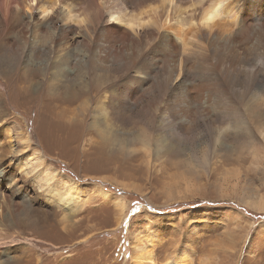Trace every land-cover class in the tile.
Masks as SVG:
<instances>
[{
  "label": "rangeland",
  "instance_id": "1",
  "mask_svg": "<svg viewBox=\"0 0 264 264\" xmlns=\"http://www.w3.org/2000/svg\"><path fill=\"white\" fill-rule=\"evenodd\" d=\"M25 1L0 0V58L11 66L0 75V264H132L136 239L143 245L141 251L153 249L155 264H176L175 260L180 264H264V49L259 52L264 46L249 39V30L258 21L248 19L237 28L240 43L250 40L260 53L249 63L259 79V86L253 87L259 96L250 100L242 96V75L230 83L240 91L232 95L239 112L223 113L225 99L216 95L207 111L194 108L189 115L171 116L150 110L148 100L139 94L131 97L138 98L134 107L136 100L131 101L128 92L120 115L127 120L116 129L120 122L109 111L104 94L111 81L94 83L92 60L83 53L84 41L77 29L69 34L73 47L63 49L60 31L47 29L57 18L61 21L57 25L65 22L56 15L58 6L48 15L49 25L38 27L27 18ZM69 1L85 5V0ZM248 1L253 6L257 2ZM183 7L191 4L183 3ZM141 9L145 8L131 12ZM6 12L14 17L8 20ZM220 21L217 30L228 32L232 20L224 16ZM177 25L172 29L181 36L183 27ZM99 39L105 47L103 55L122 52L120 39L119 43L106 36ZM222 39L203 44L209 48L207 64L197 71L205 78L220 74L230 78L213 59L212 52L225 42ZM134 74L135 67L111 72L112 77L121 75L120 79ZM81 75L84 81L79 82ZM52 78L57 83L53 91L58 93L47 85ZM187 80L211 87L209 81L198 82L194 72H188ZM71 83L80 97L68 102L64 99L69 94L62 91ZM151 86L149 81L135 87L140 92ZM84 100L89 105L81 112ZM99 105L107 109L110 131L114 129L123 142H107L93 127ZM68 107L75 110L76 120L64 117L62 111ZM97 120L103 123L100 117ZM25 137H30L29 148L44 157L45 166L28 161L31 152L23 144ZM47 166L57 169L64 183L45 182ZM71 181L79 189L78 198L63 205V200L56 205L47 199L50 186L62 192ZM99 190L108 194L102 196Z\"/></svg>",
  "mask_w": 264,
  "mask_h": 264
},
{
  "label": "bare ground",
  "instance_id": "2",
  "mask_svg": "<svg viewBox=\"0 0 264 264\" xmlns=\"http://www.w3.org/2000/svg\"><path fill=\"white\" fill-rule=\"evenodd\" d=\"M5 1L7 4H13L16 0ZM27 1L28 5L25 4L26 7H23L28 9L27 18H32L34 25L38 27L48 23L46 20L48 19L49 13L58 6L57 8L60 9V11H56V15H60L59 17H61L62 20L64 19L65 22L57 25V21L61 22L57 18L52 21L51 24L53 25H50L47 29L54 30L57 28L60 31L58 35L61 36L58 38L64 42L63 44L59 41L61 45H64L65 48L63 49L68 50L73 47L74 41L69 38V34L74 31V28L77 29L78 32L76 33L80 34V40L84 41L81 44L83 47L81 48L84 50L83 53L89 54L92 60L90 70L91 78L95 81L94 83H102V85H104L111 81V86L105 90L104 94H107L106 98L109 103V111L111 110V114L120 122V125L115 127L116 129H119L127 120V118L120 115H123L121 114L124 111L122 105L124 97L128 95V92H130L128 95L129 99L133 102L136 100L133 106L134 104L137 106L138 98L131 99V97L132 95L138 96L136 94H139L138 97H140V99L144 97L148 100V107L150 110L162 112L163 114L170 113L169 115L171 116H173L174 113L180 116L189 115L194 108L207 111L213 106L212 99L216 95L220 97L223 96L225 99L226 105L224 106L226 109L223 110V113L233 114L239 112L237 107L233 104L232 95H239L240 91H236L234 84L230 83L236 80L240 75L243 76L244 82L242 96L248 97L247 100H250L252 96L257 95L253 92V87L259 86L257 82L259 79L254 74V68L250 67L249 63L256 55H260L259 52L262 51L264 47H261V50L258 52L255 46H251L253 42L251 41V45L249 42L251 39H254L256 41L255 43L264 46V12L262 13L264 10V0H257L255 6L250 4L248 0H160V4L159 0H113L111 5L105 0H102L104 2L99 0H83L85 3L84 7L79 5V1L77 2L76 0L77 3L73 2V4L76 3V5H72V2L70 3L68 0H45L46 2L43 0H26L25 2ZM187 2L191 4V7H183V3ZM77 4L80 7L77 6ZM143 7L145 9H141L137 13L134 11L131 12V10L136 9L138 11L139 8ZM34 10L35 12L38 10L37 14H39V16H37L36 13L34 14ZM7 12L6 14L9 15ZM32 15H35L36 18L32 17ZM224 16L232 20V27L227 30L228 32L217 30L218 22ZM13 17L10 18L9 15L8 20ZM248 19L255 22L258 21L256 27L254 25L249 30L250 40L248 39V43L250 46L247 45L248 43L242 45L237 37V33H239V31L237 32V28L241 27V23ZM5 20L7 21L6 18ZM174 24H181L180 27H183L181 30H184L185 33L184 35L183 31H180L183 33V37L182 35H176L178 33H174L172 29ZM242 28L244 30V27ZM23 33L27 34L26 32ZM104 36L111 40L115 39L113 41L115 43L116 41L119 43L120 39V42L123 43V49L121 48L122 52H115L114 54L110 52L107 54V51L103 55L101 49L105 47L101 44L102 39L100 40L99 37ZM21 38H23L22 34ZM222 38H224L225 42L222 45L220 44L219 48L218 46L215 47L218 49L214 48L215 50L211 52L213 53V59L215 58L219 66L221 65L224 71L228 72L227 76L230 78L228 80L227 78L220 77L221 74L218 72L217 73L220 74L218 77L212 75L214 77H212L213 79L205 78L204 75H201L197 71L198 67L203 63L205 64L207 61L206 58H208L205 54L209 51V48L206 49L203 44L205 43L209 46L211 40L215 41V39L219 40ZM110 42L111 41H109V43ZM60 44H58V47ZM213 44L216 43L213 42ZM112 46H114V44ZM61 47L60 49L62 50ZM211 47H213L212 43L210 45V48ZM82 49L80 50L83 51ZM112 51L114 52V50ZM115 56L118 58H115ZM111 57L113 60L110 59ZM15 63H17V61ZM10 67V62L2 58L0 60V75L3 76L2 74H5ZM131 67H135V74L130 75L126 79H120L123 73H121L122 76L115 75V77H112L111 75L113 68L123 72L128 71ZM214 70L215 69H213V71ZM188 72H194L198 82L209 81L208 84H210L211 87L206 85H195L188 81ZM207 75H209V72H207ZM261 78L264 79V74L261 75ZM222 79L225 80L221 81ZM53 80L52 78V81L48 82L47 85L52 93H58L55 92L57 83H54ZM78 81H84L82 75L78 77ZM149 81L150 84H152L149 90L137 92V88L135 87L136 84L145 85V83ZM76 82L77 79L75 78L74 84ZM74 84H70L71 88H63L62 92L69 94L68 97L64 99L65 101L71 102L80 97L79 91L75 89L77 86ZM130 87H133V90L130 89ZM125 90H127V92L123 94ZM235 92L239 93L237 94ZM176 99L179 101H176ZM174 100L177 103H175ZM87 105H89V103L84 100L81 105V112L86 110ZM63 112L65 114L64 117L69 121L77 119L73 108H65L62 113ZM107 114L106 107L99 105L92 117L93 127H95L105 141L116 144L123 142V139L116 134L114 129L110 131L109 125L106 123ZM84 116L85 114L82 113V117ZM98 117L103 120V123L98 124ZM180 120L182 121V119ZM175 124L179 125L178 122ZM88 125L90 126V123ZM178 127H180V125ZM28 138L30 137H25L23 139V144L25 147L29 148L31 140ZM140 138L141 135H139V139ZM98 147L100 148V146ZM29 149L31 153L27 156L28 161L36 166H45L44 157L40 152L35 149ZM19 164L24 166L21 162ZM44 170L47 172L44 178L45 182L53 181L55 183H64V181L58 177L59 171L57 169L47 166ZM47 191V199L56 205H59L62 200L63 205L66 204L69 199L79 197V189L73 181L68 182L62 192L52 190V186H50V189ZM99 194L106 196L108 191L99 190ZM120 210V212L123 211L122 206ZM133 242L132 259L135 261H133L132 264H155L152 261L153 249L151 250V248H149L145 251H141L143 245L140 244L137 239ZM178 262V260H175L176 264H180Z\"/></svg>",
  "mask_w": 264,
  "mask_h": 264
}]
</instances>
